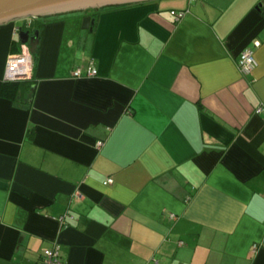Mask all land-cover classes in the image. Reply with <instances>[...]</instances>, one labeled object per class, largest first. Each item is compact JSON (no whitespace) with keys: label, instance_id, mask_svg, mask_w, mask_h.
<instances>
[{"label":"crops","instance_id":"obj_1","mask_svg":"<svg viewBox=\"0 0 264 264\" xmlns=\"http://www.w3.org/2000/svg\"><path fill=\"white\" fill-rule=\"evenodd\" d=\"M35 23L24 104L2 94L21 20L0 25V264H264V0Z\"/></svg>","mask_w":264,"mask_h":264},{"label":"water","instance_id":"obj_2","mask_svg":"<svg viewBox=\"0 0 264 264\" xmlns=\"http://www.w3.org/2000/svg\"><path fill=\"white\" fill-rule=\"evenodd\" d=\"M149 1L153 0H0V25L26 18L84 13L89 10H102ZM94 23L91 16H84L81 27L84 30H92ZM17 38L20 45H29L31 53H34L40 41V33L36 30L30 35L21 28Z\"/></svg>","mask_w":264,"mask_h":264},{"label":"built area","instance_id":"obj_3","mask_svg":"<svg viewBox=\"0 0 264 264\" xmlns=\"http://www.w3.org/2000/svg\"><path fill=\"white\" fill-rule=\"evenodd\" d=\"M198 0H189L190 3L196 2ZM171 14L177 20L183 15V12H175L172 11ZM28 19L27 25L31 23L32 18ZM25 19V20H26ZM19 32L17 28L15 30ZM258 42H254L253 45L245 47L240 54L238 55L236 65L238 69L244 73L249 74L257 67V61L254 57V50ZM83 72L81 68H75L72 71V76L75 78H80ZM86 76L92 77L97 74V70L95 68H87L85 71ZM33 76V54L30 51L28 45L23 44L20 45V50L18 53L8 55L5 63V70H4V82H26L30 81ZM264 110V104H262L257 110L256 113L259 114ZM102 142H98L97 146L101 147ZM108 184H112L113 180L108 178L106 180ZM174 218L173 215L170 216ZM63 221V220H61ZM258 245L254 244L252 246V250H257ZM37 264H63L62 255L58 246H53L51 248H47L42 251L40 260Z\"/></svg>","mask_w":264,"mask_h":264},{"label":"trees","instance_id":"obj_4","mask_svg":"<svg viewBox=\"0 0 264 264\" xmlns=\"http://www.w3.org/2000/svg\"><path fill=\"white\" fill-rule=\"evenodd\" d=\"M93 10H89V12H92ZM36 29H38V26H36ZM32 81H26V82H4L2 87V94L3 96L9 98L10 100H13L14 102H25L26 99H24L23 94L28 93L31 94L32 92Z\"/></svg>","mask_w":264,"mask_h":264},{"label":"flooded vegetation","instance_id":"obj_5","mask_svg":"<svg viewBox=\"0 0 264 264\" xmlns=\"http://www.w3.org/2000/svg\"><path fill=\"white\" fill-rule=\"evenodd\" d=\"M88 12V11H86ZM85 13V12H84ZM38 18H32L31 19V23L29 25H27V21L28 19H23L21 20V25L19 26V30L22 28L24 31L28 32L30 35H32L37 29H36V23L35 21L37 20ZM39 31V30H37ZM29 46V45H28ZM30 48V46H29Z\"/></svg>","mask_w":264,"mask_h":264},{"label":"rangeland","instance_id":"obj_6","mask_svg":"<svg viewBox=\"0 0 264 264\" xmlns=\"http://www.w3.org/2000/svg\"><path fill=\"white\" fill-rule=\"evenodd\" d=\"M98 10V9H97ZM94 11V10H93Z\"/></svg>","mask_w":264,"mask_h":264}]
</instances>
